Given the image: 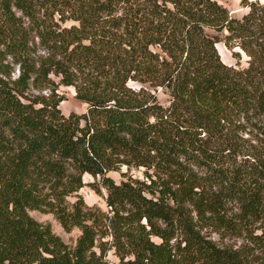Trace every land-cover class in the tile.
Masks as SVG:
<instances>
[{"label": "trees", "instance_id": "obj_1", "mask_svg": "<svg viewBox=\"0 0 264 264\" xmlns=\"http://www.w3.org/2000/svg\"><path fill=\"white\" fill-rule=\"evenodd\" d=\"M241 4L234 18L217 0H0V264H248L203 232L264 225V156L238 160L228 133L242 116L264 134V3ZM221 41L248 67L225 64ZM60 85L85 113H62ZM121 165L144 178L117 183Z\"/></svg>", "mask_w": 264, "mask_h": 264}, {"label": "rangeland", "instance_id": "obj_2", "mask_svg": "<svg viewBox=\"0 0 264 264\" xmlns=\"http://www.w3.org/2000/svg\"><path fill=\"white\" fill-rule=\"evenodd\" d=\"M220 4L225 6L230 15L234 18H241L244 14L248 12V7L241 4L242 0H217ZM261 3H264V0H259ZM71 22H68V25ZM211 35L216 34V32L209 30L208 31ZM220 38H223L225 32L217 33ZM231 45L230 47L226 46L223 41L218 42L216 44L217 50L221 56L222 61L229 65L233 66L236 69H245L249 65V55L248 53L243 50L240 46ZM40 52V51H39ZM237 54H236V53ZM235 53V54H234ZM234 54V55H233ZM18 71L15 70L13 77H16ZM131 86L138 87L136 83H130ZM59 93L62 98H64L60 104L59 108L63 114L68 115L72 112H76L79 114H83L87 111V104L83 103L76 97V91L73 86H63L60 85L56 91ZM31 94H38L43 93L47 94L49 91H37L32 89L30 91ZM159 99L161 103L167 104L169 97L164 94L162 91L159 93ZM262 118L264 120V113L262 114ZM234 122L241 124L244 129L242 128H234L232 131H228L229 135L236 139L237 145V158L238 160H245L250 159L256 162V158L258 155L264 156V134L258 131L257 128L253 127L247 120L240 116L235 117ZM203 133L201 136H204ZM122 172H126L129 175H132L135 178H144V169L141 167L135 166H127L121 165V171H111L109 176H111L117 183H119L123 178L121 176ZM84 181L86 184L93 183L95 179L86 174L84 176ZM97 183H100L99 181ZM80 195L84 198L85 202L90 206H98L104 210H108L106 206V202L104 197L98 195L89 185H85L79 191ZM105 194V191L103 190ZM71 201L75 200L74 197L70 198ZM228 216H233L232 212L236 211L235 204H230ZM30 215L38 220L42 224H49L51 225L52 230L59 235L66 243L72 245L75 243L76 238L79 235V230L74 228L71 232L65 231L62 225L54 218L51 213H43L41 211L33 210L30 211ZM260 226L264 225L261 223H256L253 225L248 232L234 234L231 232L220 231V233L214 232L212 227L204 228L203 232L207 235L211 234L213 240H215L220 246L222 247H231L234 250H239L243 252L242 254L246 258L248 264H264V246L255 243L251 237V233L253 234H260L261 228ZM223 230V229H222ZM155 240L158 241L157 238ZM109 259L116 263L117 258L112 253L109 254Z\"/></svg>", "mask_w": 264, "mask_h": 264}]
</instances>
